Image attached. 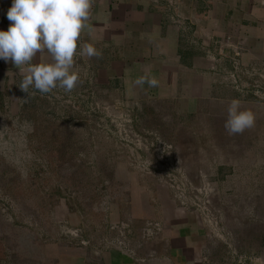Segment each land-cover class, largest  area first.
<instances>
[{"label": "rangeland", "instance_id": "rangeland-1", "mask_svg": "<svg viewBox=\"0 0 264 264\" xmlns=\"http://www.w3.org/2000/svg\"><path fill=\"white\" fill-rule=\"evenodd\" d=\"M1 63L0 264H51L62 246L117 244L113 230L126 235L140 219L141 185L150 201L165 187L207 226L216 264H250L226 249H256L252 264H264V75L242 82L254 127L230 136L227 110L196 133L173 104L125 100L90 81L28 95L15 65Z\"/></svg>", "mask_w": 264, "mask_h": 264}, {"label": "crops", "instance_id": "crops-1", "mask_svg": "<svg viewBox=\"0 0 264 264\" xmlns=\"http://www.w3.org/2000/svg\"><path fill=\"white\" fill-rule=\"evenodd\" d=\"M11 6L12 0H0V31L9 28L4 10ZM92 17L91 30L86 29L81 40L103 56L76 57L81 79L94 84L95 90L119 93L125 100L173 104L174 116L189 119L196 133L208 128L212 115L226 113L233 99L246 106L250 97L242 85L245 76L264 75V0H95ZM40 60L45 57L37 54L33 63ZM141 76L155 78L158 85H137ZM136 190L141 202H133L140 219L126 235L124 229L121 235L113 230L118 232L117 244L62 246L47 260L51 264H216L220 253L214 252L215 239L205 224L178 207L165 187L153 188L152 201L145 196L150 192L145 186ZM120 216L112 211L110 222L118 223ZM146 220L162 226L148 240L141 235ZM257 251L226 249L223 256L249 258L252 264L259 257Z\"/></svg>", "mask_w": 264, "mask_h": 264}, {"label": "clouds", "instance_id": "clouds-1", "mask_svg": "<svg viewBox=\"0 0 264 264\" xmlns=\"http://www.w3.org/2000/svg\"><path fill=\"white\" fill-rule=\"evenodd\" d=\"M95 0H12L7 12L11 22L0 31V60L11 61L22 75L21 91L34 95L51 93L59 88L71 93L83 81L76 70V57L101 59L103 53L91 43L82 42ZM37 54L43 62L33 63ZM156 87L155 78L141 76L135 82ZM34 92H29V89ZM233 99L227 108L224 127L228 135L242 134L255 125V115L241 110Z\"/></svg>", "mask_w": 264, "mask_h": 264}, {"label": "built area", "instance_id": "built-area-1", "mask_svg": "<svg viewBox=\"0 0 264 264\" xmlns=\"http://www.w3.org/2000/svg\"><path fill=\"white\" fill-rule=\"evenodd\" d=\"M10 8V7H9ZM9 8L4 10V14L7 16V12ZM162 226L158 223L149 222L145 225V228L142 230V237H144L146 240L151 239L152 237H155L159 232H161ZM118 246H122V244L119 242Z\"/></svg>", "mask_w": 264, "mask_h": 264}]
</instances>
